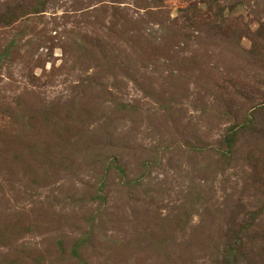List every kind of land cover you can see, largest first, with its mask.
Returning a JSON list of instances; mask_svg holds the SVG:
<instances>
[{
	"label": "rangeland",
	"instance_id": "1",
	"mask_svg": "<svg viewBox=\"0 0 264 264\" xmlns=\"http://www.w3.org/2000/svg\"><path fill=\"white\" fill-rule=\"evenodd\" d=\"M0 264H264V0H0Z\"/></svg>",
	"mask_w": 264,
	"mask_h": 264
}]
</instances>
